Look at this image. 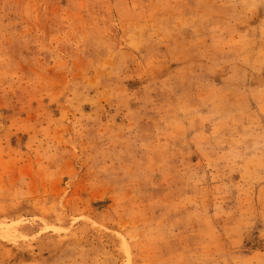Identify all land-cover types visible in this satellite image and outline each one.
Segmentation results:
<instances>
[{
	"label": "rangeland",
	"instance_id": "374dc122",
	"mask_svg": "<svg viewBox=\"0 0 264 264\" xmlns=\"http://www.w3.org/2000/svg\"><path fill=\"white\" fill-rule=\"evenodd\" d=\"M0 264H264V0H0Z\"/></svg>",
	"mask_w": 264,
	"mask_h": 264
}]
</instances>
